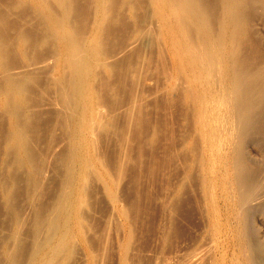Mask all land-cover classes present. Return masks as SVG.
Instances as JSON below:
<instances>
[{
  "label": "bare ground",
  "instance_id": "6f19581e",
  "mask_svg": "<svg viewBox=\"0 0 264 264\" xmlns=\"http://www.w3.org/2000/svg\"><path fill=\"white\" fill-rule=\"evenodd\" d=\"M258 22L264 0H0V264H71L75 238L95 264L97 187L117 264L141 230L151 264H264Z\"/></svg>",
  "mask_w": 264,
  "mask_h": 264
},
{
  "label": "rangeland",
  "instance_id": "374dc122",
  "mask_svg": "<svg viewBox=\"0 0 264 264\" xmlns=\"http://www.w3.org/2000/svg\"><path fill=\"white\" fill-rule=\"evenodd\" d=\"M258 23H259V24H258ZM258 23H257L258 29L260 30V32H263L262 35H264V26H263L262 24L260 25V22H258ZM183 131H184V130H183ZM179 132H181V129H179ZM179 132H177V133H179ZM255 155H256L257 157H260V156H259L258 154H256V153H255ZM53 163H54V162H53ZM50 164H51V163H50ZM47 165H48V164H47ZM59 166H60L59 169H61L62 166H61L60 164H59ZM47 167H48V168H47ZM51 167H52V165H51V166H49V165H48V166H46V165L44 166V168H45V181H44V184H45L46 187H45L44 184H43V186H44L45 188H44V187L42 188V190H43L42 192H43V194H45V193H44V191H45V192H46V195H47V193L49 192V190L51 191V189L53 190L54 188H56V187L52 188V187L50 186V184L53 186L54 183H55L54 185H57L56 183L58 182V177L56 176V174H53V172L55 173L56 171H55V170H52ZM50 172H52V173H50ZM49 173H50V174H49ZM46 174H47V175H46ZM51 174H52V175H51ZM49 175H51L52 177H48ZM54 176H55V179L57 180V182H56V180L54 179ZM47 177H48L49 179H48ZM51 178H52L53 180H52ZM49 180H50V181H49ZM123 180H124L123 183H124L125 181H127V179H126L125 177H124ZM48 181H49L50 183H49ZM45 182H47V183H45ZM90 183H92V184H91V187H92V185H93V187H95V186L97 187V185H98V186L100 185L99 180H96V178H95V177L93 178V176H92V179H91ZM93 183H94V184H93ZM48 185H49V188L47 187ZM97 188H99V189H98V194H97V192H96V193H95V196H96V194H97V198H98L99 193H100V196L103 194L104 197H103V195H102L101 197L99 196V198H100V199H101V198H103V199L105 198L106 202L103 201V199H102V201L98 199L100 202L103 203V204H101L100 202H97L98 200H96V202L99 203V204H98L99 207L101 206V207H100L101 209H100L99 207H98V209H96L98 205H97V203L95 202L96 204L94 203V207H93L92 209H88L86 215H87V217L89 218L88 220H90V221H96V222H97V219H98V221L100 220V221L103 222V223L101 224L100 221L97 222V223L94 222V224H95V223H96V224H99L98 227H96V228H97V230H96L97 234H96V232H95V229H96V228H95V227L91 228V226H89V228H91V230L88 228V229L86 230V233H85V234H86V236H87L88 238H90V239H91V238H95V240L90 241L91 244H93L94 241H95V245H96L97 241H98V242L100 241V242H101V245L104 244L103 248H104V247L106 248V243H107V247H108L107 249H110V252H109L107 249L104 250L102 247L99 246V245H100V242H99V244H98L96 247L99 246L100 249H103V251H108V253H107V252H106V253H104V252L101 253L102 250H100V249L98 250V248H99V247H98L97 250H98V252L100 251V255H102V256L100 257V255H98V257H100V258H97V257H96L97 262L102 261L103 264H104V263H105V259H103L104 257H105L106 259L108 258L109 260L112 259V257H113V258L115 257L114 259H112V260H110V261L108 260L109 263H108L107 260H106L107 263H105V264H110V262L113 263V261L117 264L116 261H117V259H118V258H117V256H118V248H117L116 245H117V241H118V239H120V238L122 237V236H121V235H122V230H121L120 228L116 227V226H117L116 223H117L118 221L116 220V221H117V222H116V221L114 220V221L111 222L113 227L110 225V227L108 228V230H107V232H106V236H105V237H106V240H109V241L106 242L104 236H102V234H99V233H98V232L102 229L103 225L105 224L104 220L107 219L106 214H107L108 211H109V209H107V207H110V205H109V201H108L106 195H105L104 193H102V191H99V190H100V187H97ZM47 189H48V190H47ZM101 193H102V194H101ZM46 195H43V196H44V199H45ZM94 199H95V198H94ZM107 203H108V204H107ZM105 204H106L107 206H106ZM104 207H105V211H103ZM97 210H99L100 212H99V213L96 212ZM106 210H107V211H106ZM90 211H91V213H92V211H93V213H94V212H96V213H94V214L92 213V214H93V215H92V214H90ZM102 212H105V213L101 214ZM89 214H90V216L92 215L91 217H93V216H94V217H93V218H90V217L88 216ZM104 214H105V215H104ZM97 215H98V216H99V215L104 216L105 218H104V217H101V216L98 217ZM197 216H198V215H196V217H197ZM97 217H98V218H97ZM100 217H101V218H100ZM99 218H100V219H99ZM95 219H96V220H95ZM103 219H104V220H103ZM102 220H103V221H102ZM196 220L199 221L200 219L197 217ZM90 221H88V223H89ZM115 222H116V223H115ZM89 224L92 225L91 222H90ZM96 224H95L94 226H97ZM100 224H101V225H100ZM115 224H116V225H115ZM92 226H93V225H92ZM118 226H119V225H118ZM111 227L114 228V229H115V228L118 229V231H117L118 233L115 232L114 229H113V231H112V230H111V229H112ZM119 227H120V226H119ZM98 228H99V229H98ZM110 228H111V229H110ZM93 229H94V231H93ZM119 229H120V230H119ZM89 230H90L91 232L93 231L94 234H93V233H92V234H93V236L95 235L94 237L92 236V234H91V236H92V237H91V236H90V233H89V234L87 233V232H90ZM98 230H99V231H98ZM110 230H111V231H110ZM143 231H144V234H141ZM101 232H102V231H101ZM119 232H121V233H119ZM145 232H146V233H145ZM113 233H114V234H113ZM139 233H140L141 235H140ZM139 233L137 232V234H138L137 236H135V234H134V237L132 238V240L135 239L136 237L138 238L139 235H140V237H139L140 239H141V237H142L143 235H144V236H147V237H148V236L150 237V236L152 235L151 232H150V233H151V234H150L149 231L147 232V231H145V230H141V232H139ZM87 234H88V235H87ZM115 234H118V235H115ZM120 234H121V235H120ZM147 234H148V235H147ZM149 234H150V235H149ZM97 235H98V236H97ZM100 235H101V239L98 238ZM102 237H103V238H102ZM114 237H115V238H114ZM119 237H120V238H119ZM147 237H145V238L142 237V239H144V240H142V239L140 240V239L138 238L139 241H140L141 243H142V241H145V240H146V241L148 240L147 242L145 241L147 244L149 243L148 245H147L145 242H143V243H145V244H143V243H142V245L139 244L140 247L138 246V248H140V249H138L137 246H136L138 243H140V242H138V240H137V241H136V240H133V242H132V244L134 243V246L132 245L133 247H131L130 249H133V248L136 246V248H137L136 250H140V251H138L139 253H135V254H134L133 251H134L135 249H133V250H130V249H129L130 261H132V260L135 261V264H136V261H137L136 259H138V258H139V260H141L142 258H145V259L148 258V256H145L146 254H148L150 258H148V260H147V259L144 260V261H145V264H148V263L151 264V262H152L151 259H152V257H153L152 252H155V251L160 250L161 247L163 246L160 242H155V241L153 240L152 236H151V239H152V240H149V238L147 239ZM181 237H182V236H181ZM96 238H98V239H100V240H98V239H96ZM110 238H111V239H110ZM179 238H180V237H179ZM90 239H89V240H90ZM116 239H117V240H116ZM176 239H177V240H176ZM74 240H75L74 242H76V244L78 245V247L75 246L76 244L73 242V243H74L73 251H75V252H73V253L71 252V254H74V253H75V254H74V256H73V255L71 256V254H70V257H71L73 260H72V259H69V260H71V261H69V263L72 262L71 264H73L74 262H76V263L79 262V264H80V263L82 264V262H83V264H85V262H86L85 259L88 258V256L85 257V256H86L85 253L88 254V252H87V250H84V249H85V246H83L84 244L81 243V241H80V242H77V240H79V239L75 238ZM175 240H176L177 242H176ZM178 240H180V239H178V237H177V238H174V241H173V240L171 241L172 244H170V246H173L174 244L179 243V242L182 240V238H181V240H180L179 242H178ZM102 241H103V244H102ZM110 241L113 242L115 245L111 244ZM135 241L138 242V243H136ZM150 241H151V242H150ZM153 241H154V242H153ZM78 243H79V244H78ZM109 243H110V244H109ZM135 243H136V244H135ZM153 243H156V244H154V246H152ZM157 243L160 244V246L157 245ZM82 244H83V245H82ZM91 244H90L91 249H92V248H93L92 250L96 249V247H94L95 245H94V244L91 245ZM150 244H151V245H150ZM79 245H81L82 247L79 246ZM112 245H113V246H116V247H115V249H112V251H111ZM155 245L158 246L157 249H156V246H155ZM109 246H110V247H109ZM142 246H146V247H145V251L143 250L144 247H142ZM76 247H77V248H76ZM148 247H149V248H148ZM150 247H152V249H151ZM154 247H155V248H154ZM74 249H75V250H74ZM141 249L144 251V253H146L147 250H148V252H147L146 254H144V253L141 252V251H142ZM153 249H155V250H153ZM164 249H165V248H164ZM164 249H162L161 251H163ZM80 250H81V252H80ZM82 250H83V251H82ZM136 250H135L134 252H137ZM149 250H150V251H149ZM151 250H152V252H151ZM165 250H166V249H165ZM165 250H164V251H165ZM131 251H132V252H131ZM82 252H83V253H82ZM92 252H93V251H92ZM94 252L97 253L96 250H94ZM111 252H112V254L114 253V254H113L114 256H113V255H110ZM80 253L83 254V260H84V261H81V262L78 260V259L81 257V254H80ZM115 253H116V254H115ZM132 253H133V254H132ZM140 253H141V254H140ZM97 254H98V253H97ZM97 254H95V256H96ZM105 254H106V255H105ZM138 254H139V256H138ZM142 254H143V255H142ZM76 255H77V256H76ZM84 255H85V256H84ZM115 255H117V256H115ZM150 255H151V256H150ZM79 256H80V257H79ZM110 256H112V257H110ZM134 256H135V257H134ZM137 256H138V258H137ZM140 256H143V257L141 258ZM131 257H132V258H131ZM74 258H77L76 260H78V261H76ZM134 258H135V259H134ZM80 259H81V258H80ZM98 259H100V260L98 261ZM115 260H116V261H115ZM149 260H150V261H149ZM141 261H143V260H141ZM144 261H143V262H144ZM97 262H96L95 264H101V262H100V263H97ZM143 262H142L141 264H144ZM147 262H148V263H147ZM130 263H134V262H130ZM77 264H78V263H77ZM113 264H114V263H113Z\"/></svg>",
  "mask_w": 264,
  "mask_h": 264
}]
</instances>
